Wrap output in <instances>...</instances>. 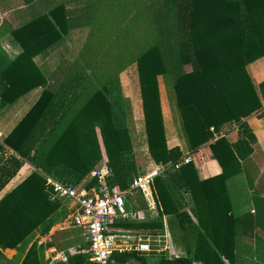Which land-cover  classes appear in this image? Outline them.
Wrapping results in <instances>:
<instances>
[{
    "label": "trees",
    "instance_id": "trees-1",
    "mask_svg": "<svg viewBox=\"0 0 264 264\" xmlns=\"http://www.w3.org/2000/svg\"><path fill=\"white\" fill-rule=\"evenodd\" d=\"M148 3L158 42L146 48L145 20L138 18L126 33L129 49L132 46L135 49L125 57L137 63L153 161L164 166L183 159L180 148L169 149L166 144L158 86L161 75L171 76L194 152L213 139L211 128L217 133L233 123H239L240 128L235 143L225 136L203 151L205 161L209 153L220 164L223 171L220 176L199 182L193 160L172 176L180 188L191 191L199 212L203 205L207 206L208 225L200 222L206 237L201 236L195 245L193 258L169 259L158 255L150 261L149 257L135 252H113L112 259L119 264L133 260L140 264H237L236 221L231 213L226 182L241 172V161L253 153L255 137L242 119L264 109V81L255 85L247 71L250 64L264 59V0H148ZM52 18L56 24L41 17L14 32L24 52L0 78L3 106L37 86L34 80L39 72L31 73L18 64L31 62L67 32L66 18L60 23L56 12ZM105 22L104 28L111 30L112 19ZM138 29L143 36L137 48L134 38ZM17 66V73L12 74ZM186 66L192 67L190 73L185 71ZM49 94L41 97L5 139L6 147L0 142V193L22 166L14 156L5 158L7 147L36 169L0 200V250L16 249L39 229L46 235L53 227L52 219L60 205L51 201L42 174L65 185L79 186L105 160L111 171L108 184L119 191L128 190L134 177L139 175L129 132L121 124V111H114L105 89L82 103L60 135L57 133L66 113L59 111L56 95ZM97 185L94 177L86 189ZM155 189L163 213L173 214L167 182L156 178ZM89 262L87 254L78 253L59 264ZM23 264H40L36 245L30 248Z\"/></svg>",
    "mask_w": 264,
    "mask_h": 264
},
{
    "label": "crops",
    "instance_id": "crops-1",
    "mask_svg": "<svg viewBox=\"0 0 264 264\" xmlns=\"http://www.w3.org/2000/svg\"><path fill=\"white\" fill-rule=\"evenodd\" d=\"M100 7L101 3L96 0H0V78L24 52L23 47L14 38V32L41 17H47L55 23L52 18L54 12L60 23L63 22V18H66L69 23L67 32L62 34L58 42L32 58L31 62L25 61L18 64L31 73L37 74L35 70L39 72L34 80L37 83L35 88L14 102L3 106L0 82V142L4 144L5 139L45 93L56 95L59 111L66 113L57 133L60 135V132L71 123L76 112L80 110L82 103L99 90L105 89L114 111H121L119 115L121 124L129 132L139 175L154 174L151 194L145 195L140 190H126L128 192L126 207L131 217L119 219L111 227L113 243L120 245L128 241L129 244L136 245L141 241L150 246L151 252H129L124 248L116 247L114 252H135L149 257L150 261L158 255H165L169 259L193 258L195 245L201 236L206 237L200 222L208 225L209 220L205 216L208 212L207 206L203 205L199 212L191 191L180 188L173 181L172 176L175 172L169 169L163 171L162 166L153 161L148 147L137 63L127 59L125 63L120 62V65L115 67L112 59H119V57H115L113 51L120 52L118 46L114 45L115 50L103 49L107 36V30L104 28L105 21H108L109 17L106 11L108 5L105 3V11L99 12ZM142 36L138 29L137 48L142 42ZM112 41L114 43V40ZM134 49L135 47L132 46L131 49L122 52L130 53V50ZM18 69V66L17 69L14 68L12 74L17 73ZM131 69H134L133 75L129 74ZM184 69L187 73L192 71L191 66H186ZM247 71L254 84L260 85L264 81V59L250 64ZM114 82L120 85L117 91L120 98L118 97L117 100H122L121 105L113 99L114 93L110 84ZM158 86L167 147L169 149L178 147L183 153V159L190 157L195 161L199 182L203 183L220 176L223 172L220 164L209 153L207 154L209 159L205 161L203 151L210 143L225 136L235 143L240 128L239 123L226 125L218 133L215 131L213 139L194 152L178 107L171 76L169 74L159 76ZM14 96L12 94L11 98ZM242 123L248 125L255 137V142L252 144L253 153L241 161V172L226 182L231 213L236 221L234 232L238 245L236 258L237 264H264V109L243 118ZM6 151L9 156L20 160L22 166L0 193V200L36 171L34 166L21 159L12 149L7 147ZM103 162L105 160H101L79 185L82 189L95 188L86 189L88 183L95 177V171ZM42 175L46 180L54 179L47 174ZM158 177L165 180L169 186L173 214L165 215L159 204L155 189V179ZM58 203L60 208L53 219L57 220L58 217L67 215L69 226L74 229L70 220V204ZM53 219L54 226L48 234L41 235L36 231L32 238L29 237L16 249L0 250V264H23L33 245L37 247L40 264H59L75 254H87L86 240L80 229L77 230L81 232L82 244L75 245L73 241L72 246L66 250H59L52 245L50 234H53L60 225V222L55 223ZM125 224L136 226L125 227ZM157 225H161L162 228H157ZM127 264L140 263L133 260Z\"/></svg>",
    "mask_w": 264,
    "mask_h": 264
},
{
    "label": "built area",
    "instance_id": "built-area-1",
    "mask_svg": "<svg viewBox=\"0 0 264 264\" xmlns=\"http://www.w3.org/2000/svg\"><path fill=\"white\" fill-rule=\"evenodd\" d=\"M211 132L215 133V130L212 128ZM4 156L9 157V153L5 151ZM191 162L192 159L186 157L175 164L161 165V169L176 172L183 165ZM110 174L107 163L103 162L94 173L98 185L91 190L82 189L80 186L65 185L51 178L46 180L47 192L51 201L70 204L71 225L83 231L86 240L85 252L90 257L88 264H119L111 256L115 247L124 248L129 252H151L150 246L141 241L136 245L129 244L128 241L117 245L111 241V227L117 220L129 218L131 215L126 207L128 192L111 188L108 184ZM153 184L154 174L138 175L134 177L129 190H140L147 195L151 194Z\"/></svg>",
    "mask_w": 264,
    "mask_h": 264
},
{
    "label": "rangeland",
    "instance_id": "rangeland-1",
    "mask_svg": "<svg viewBox=\"0 0 264 264\" xmlns=\"http://www.w3.org/2000/svg\"><path fill=\"white\" fill-rule=\"evenodd\" d=\"M96 1L98 3H101L99 12L105 11V3L108 5L106 9L107 15L109 19H112L113 21L111 22L113 23V27L111 28V30L109 29L107 30L106 45L105 48L103 47V49L115 50L114 45L118 46L120 52L117 53L116 51H113L114 56L119 57V59H115V58L112 59L113 63L115 62V67L119 66L120 62L125 63L127 61L125 55H127L129 51L127 52L126 51L122 52V51L129 49V45H128L129 39H127L126 33L128 32V28H130V26L134 27V25H136L135 23H133L134 20L138 18L145 20L144 24L146 25V48H149L158 42V37L153 24L152 15L150 13V9H149L150 4L148 3V0H102V1L96 0ZM144 9L145 12L143 13ZM129 22H131L130 25H128ZM136 37L137 35L134 38V42L136 41ZM112 40H114V43ZM131 40L132 37L130 41ZM133 72L134 69H131L129 74L131 75ZM119 86L120 85L116 82L110 84V87L113 88V93H114L113 99L115 100L114 102L117 101V103L121 105L122 100H120L121 102L117 100L118 97L120 98L119 94L117 93V91H119ZM120 105L117 106L119 107ZM53 221L55 223L60 222L59 223L60 225L56 228V230H54L53 234H50L52 245H55L59 250H66L72 246L73 241L75 242V245H78L80 243L82 244L83 239L80 230H77V228L74 229L70 228L69 218L67 215L58 217L57 220L53 219ZM41 231L42 230L39 229L37 233H41ZM33 236L34 234L31 236V238Z\"/></svg>",
    "mask_w": 264,
    "mask_h": 264
}]
</instances>
